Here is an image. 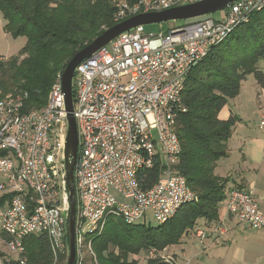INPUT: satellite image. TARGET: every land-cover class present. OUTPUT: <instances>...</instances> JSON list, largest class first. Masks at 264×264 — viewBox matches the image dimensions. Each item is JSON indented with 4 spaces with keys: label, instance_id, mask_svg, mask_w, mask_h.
I'll list each match as a JSON object with an SVG mask.
<instances>
[{
    "label": "built area",
    "instance_id": "built-area-1",
    "mask_svg": "<svg viewBox=\"0 0 264 264\" xmlns=\"http://www.w3.org/2000/svg\"><path fill=\"white\" fill-rule=\"evenodd\" d=\"M200 1L121 2L114 21L118 24ZM262 10L264 0H234L219 11L220 18L176 21L156 33L140 25L76 66L71 81L78 136L73 170L75 247L81 248L87 236L101 234L109 218L132 225L139 220L145 223L151 214L162 225L182 205L195 200L175 169L181 152L175 125L184 111V81L212 47ZM61 76L39 109L25 110L26 93L0 99V245L8 249L0 264L10 262L13 255L23 263L24 240L30 236L46 237L54 262L67 255L68 120ZM64 122L66 133L55 147V129ZM257 128L264 133V103L259 105ZM56 150H60L59 160ZM154 166L159 168V178L145 187V172ZM226 212L251 228L264 229V212L252 189L230 191ZM86 247L94 257L91 241H86ZM147 256L170 262L153 248Z\"/></svg>",
    "mask_w": 264,
    "mask_h": 264
},
{
    "label": "trees",
    "instance_id": "trees-1",
    "mask_svg": "<svg viewBox=\"0 0 264 264\" xmlns=\"http://www.w3.org/2000/svg\"><path fill=\"white\" fill-rule=\"evenodd\" d=\"M121 2L131 0H0L5 30L26 40L17 56L0 60V96L26 93L25 110L43 107L52 83L75 54L117 24L114 15L116 5ZM262 60L264 10L236 27L188 72L182 92L184 111L178 114L175 125L181 146L175 169L185 179L195 200L182 205L170 220L157 228L146 226V222L128 225L109 218L101 234L86 237L91 241L93 253L101 255V264H137L127 260L129 253L151 248L161 252L179 243L198 220H217L229 192L228 180L214 171L216 164L228 155L227 143L238 120L235 116L221 120L219 113L230 100L237 98L248 75H253L255 85L264 89V73L257 67ZM145 175L144 186H152L159 178L158 166ZM24 247L26 264H53L46 237H27ZM109 247L119 253L111 255ZM65 256L60 255L57 261L62 262ZM5 264L25 263L11 259ZM147 264L174 263L149 259Z\"/></svg>",
    "mask_w": 264,
    "mask_h": 264
},
{
    "label": "crops",
    "instance_id": "crops-1",
    "mask_svg": "<svg viewBox=\"0 0 264 264\" xmlns=\"http://www.w3.org/2000/svg\"><path fill=\"white\" fill-rule=\"evenodd\" d=\"M213 17L220 18L221 13L216 12ZM162 28L160 25L159 30ZM244 86L245 81L241 83L239 94ZM256 97L253 121L236 107L238 97L232 100L236 106L232 108L228 104L219 113L221 120L230 116L238 120L227 143L228 155L216 164L214 173L228 180L227 192L252 189L260 210L264 212V133L257 128L259 105L264 103V98L261 94ZM3 254L0 248V259ZM161 254L174 264L181 261L182 264H264V229H254L238 222L234 215L226 212L225 201L216 221L198 220L177 245L166 247Z\"/></svg>",
    "mask_w": 264,
    "mask_h": 264
},
{
    "label": "water",
    "instance_id": "water-1",
    "mask_svg": "<svg viewBox=\"0 0 264 264\" xmlns=\"http://www.w3.org/2000/svg\"><path fill=\"white\" fill-rule=\"evenodd\" d=\"M234 0H202L186 6L172 8L158 13H149L134 16L128 20L106 29L101 35L93 40L89 45L80 50L67 64L61 76L62 90L65 96V107L67 112L68 130L65 142V167L67 186L69 192L70 211L67 224L68 237V258L67 264H75V196H74V178L73 170L75 167V158L77 154L78 136L74 117L72 115V88L71 81L76 66L85 58L108 45L120 34L129 31L140 25L161 24L165 22L194 20L200 17L208 16L223 10ZM72 160L69 161V157Z\"/></svg>",
    "mask_w": 264,
    "mask_h": 264
},
{
    "label": "rangeland",
    "instance_id": "rangeland-1",
    "mask_svg": "<svg viewBox=\"0 0 264 264\" xmlns=\"http://www.w3.org/2000/svg\"><path fill=\"white\" fill-rule=\"evenodd\" d=\"M212 15V14H211ZM216 13L213 14V16H215ZM211 16V17H213ZM187 20V21H191ZM172 24V21L170 22H165V23H161V24H147L144 25L145 30L147 32H151V33H156L159 30L160 25H162L163 27H170ZM5 25L6 22L0 12V60H6L8 57H13V56H17L20 52V50L24 47L26 40L24 37H13L11 34H9L6 30H5ZM110 46H108L109 48ZM257 67L264 73V61H259L257 64ZM73 77V76H72ZM245 86L244 88L241 90V93L239 94L238 100L239 103L236 106L235 101L230 100L229 101V106L233 108V105H235L236 107H239L240 111L249 115V118H251V120L253 121V119H255V116H253V107H256V100H257V94H261L262 97L264 98V89H256L255 88V81H254V77L253 75H248L245 78ZM243 81V82H244ZM11 94V93H7L4 96ZM4 96H0V99ZM238 113V112H237ZM66 127L67 124L66 122H64L63 126H58L55 129L56 135H55V139L53 140V145L55 147H57L59 145V137L62 133H66ZM56 157L59 160L60 158V150H56ZM144 222L143 220H139L136 225H143ZM146 226H149L151 228H157L158 226H160L151 216V214H148V219L146 221ZM178 244V243H177ZM174 244V245H177ZM169 247V246H167ZM1 248V253H8V249L6 248V246H2ZM92 250V248H91ZM171 251V249H170ZM169 251V255L170 254ZM95 252V251H94ZM108 252H111L113 256H116V254L119 253V251H117L116 248L113 249V247H109ZM93 253V252H92ZM97 252H95L96 254ZM94 254V256H95ZM97 258H98V263L101 264L99 262V258L101 257V255H98V253L96 254ZM14 259H17L19 256L18 255H13L12 256ZM25 260L24 263L26 264L27 260H26V255L24 256ZM67 258H68V248H67V255L65 256V259L62 262L56 261L53 262V264H67ZM76 262L75 264L78 262H80V264H98L96 262V259L88 252L86 244L82 245L81 248H77L76 247ZM127 260L129 262L131 261H135L137 264H147L148 263V256H147V250H140L137 253H129L127 255ZM104 262V261H103ZM108 263V261H106ZM106 264V263H105ZM179 264H182V261L179 262Z\"/></svg>",
    "mask_w": 264,
    "mask_h": 264
}]
</instances>
